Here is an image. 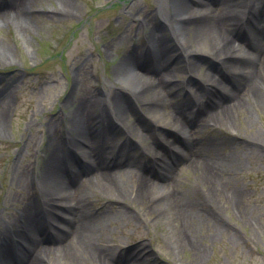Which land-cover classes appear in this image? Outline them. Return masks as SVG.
Listing matches in <instances>:
<instances>
[{"label":"rangeland","instance_id":"1","mask_svg":"<svg viewBox=\"0 0 264 264\" xmlns=\"http://www.w3.org/2000/svg\"><path fill=\"white\" fill-rule=\"evenodd\" d=\"M25 3L28 16L26 21L18 19L25 23V29H21L16 24L18 21L14 18L10 0H0V11H3L0 14V230L10 226L9 219L11 222L19 220L24 205L30 202L33 212L40 206L49 221H54L51 209L42 202L37 191L41 168L55 146L47 140V129L57 127L59 139L65 135L66 120L80 99L97 98L99 104H108L106 96L110 98L112 92H127L117 83L116 72L124 54L146 35L147 30L140 23L145 19L163 21L159 13L161 5L165 14L172 12L171 0H26ZM246 34L250 35L249 32ZM167 35L171 36L170 32ZM242 47L253 57L256 66L264 65V40L256 53L251 44L242 42ZM214 61L208 59L206 63L212 65ZM220 63L216 59L215 74L207 70V66L185 68L183 61L177 62V72L171 82L179 81L180 87L176 91L182 93H177L172 100L191 101L189 95L184 98L181 95L184 78L188 76L203 83V80L211 81L206 73H212V80L224 81L220 73L226 68ZM188 86L199 102H205L207 96L203 95L204 91H197L191 82ZM260 87L262 94L258 105L248 98V87L239 88L248 107L232 111L234 120H229V123L205 118L200 128H189L190 136L197 142L196 147H204L200 151L205 160L222 168L221 177L227 184L226 192L213 200V211L205 205L197 176L176 158L174 177L179 180V189L185 193V199L192 205L196 221L200 219L202 222L193 225L196 236L189 234L195 238L194 247H180L177 242L179 223L166 208H156L154 203L142 206L128 202L122 204L112 198H116V194L95 190L84 198L89 212L94 216L100 215L94 223V235H85L84 230L87 245L96 251L103 250L109 256L114 252L122 260L128 250V255L134 251L131 255L133 263L141 261L135 250L144 245L150 255L146 264H264V86L261 84ZM166 102L170 105L169 100ZM137 111L138 114L128 116L133 122L142 124L148 112L145 109ZM167 113L173 118L168 110ZM165 124L153 123L143 141L151 156L148 164L151 158L157 160L159 157L158 146L164 152L172 150L175 156L177 153L186 156L191 150L190 147L184 150L180 146L163 145L167 133L177 139L181 137L182 144L185 141V135L173 128L171 122ZM133 129L140 133L136 127ZM104 134V140L117 137L114 144L123 132L116 136ZM135 141L132 149L138 154L140 142L138 138ZM58 155L60 160L61 154ZM68 155L71 157L68 161L70 167L77 170L81 179L67 185L74 192L79 182H87L91 175L84 169L85 163L78 170L81 159L80 163L75 161L74 149L69 150ZM120 167L121 170L136 169V173L140 171L128 163ZM21 174H24L23 180L20 179ZM130 178L127 191L135 185V176L130 175ZM232 191L238 192V199L232 197ZM206 210L213 214L209 215ZM64 213L68 222L64 223L62 218L65 217L56 213L60 229L56 234L51 231L50 238L63 236V230L69 233L77 231L75 203L70 213L67 207ZM30 237H33L31 233ZM28 247L31 252H43L42 256L48 262L43 248L54 249L57 242L36 243ZM8 250L9 246L0 254ZM95 263L92 259L80 262Z\"/></svg>","mask_w":264,"mask_h":264},{"label":"bare ground","instance_id":"2","mask_svg":"<svg viewBox=\"0 0 264 264\" xmlns=\"http://www.w3.org/2000/svg\"><path fill=\"white\" fill-rule=\"evenodd\" d=\"M25 2L26 0H10L14 9V18L18 21L16 24H19L21 29H25V23L18 19L22 18L26 21L28 16ZM162 6L159 7V13H161L163 21L156 22L155 19H145L147 25L142 21L140 25L143 24L147 30L145 37L140 44L137 43L134 50L124 54L118 64L117 83L128 91L124 94L112 92L109 103L105 106H101L97 98H82L69 113L70 116L67 118L66 124L68 135L71 137L68 138L71 142V149H74L76 154L74 157L81 158L82 156L85 161L84 169L91 175L87 182H79L74 192L70 191L67 186L68 178L81 181L80 176L73 168H70L66 173L61 160L57 157L60 153V144L64 141L58 139L57 127L51 126L47 129V140L55 146L51 156L41 168L38 185L39 194L51 209L50 214L54 218V221L48 223L49 230L56 234V231L60 229V221L56 218V213L65 217V219L62 218L64 223L68 222L64 209L67 207L70 213L74 203L78 210L77 219L82 225L77 231L69 233L63 230L65 232L63 236H57L56 239L53 237L51 241L47 240L50 243L57 242V247L54 249L43 248L48 262L42 256L43 249L33 260L32 253L34 251L27 253L19 246H34L36 243L39 245L44 243L37 237L38 228L36 229L35 226L36 216L32 210V203H27L22 210L21 219L12 222L9 219L10 226L2 228L6 237L10 238L11 235H14L13 237L17 238L18 249L16 248L15 257L17 264H80L81 261L87 259H92L96 262L95 264H145L150 255L144 245L137 249L138 252L136 251L137 256H143L142 263L132 262L131 255L134 254V251L130 255H128L129 250L127 251L123 263L122 258L112 252L115 261L117 260L113 262L103 250L96 251L87 245L85 235H94V223L100 218V215L94 216L90 213L88 205L84 203V198L94 190L116 194L117 197L112 196V198L122 204L128 202L131 205L142 206L145 203H154L156 208H166L179 223L177 242L180 247L195 246V238L190 237L189 234L193 233L192 236H196L193 225H200L202 222L200 219L196 221L192 205L185 199V193L179 189V180L174 177V167L162 170L160 181L156 179L155 175L150 177V170L140 173L137 171L136 173L134 170L120 171L117 169L113 171L105 167L103 161L110 156L115 157L113 141L116 137L105 140L102 145H99L97 132L92 135L91 128L88 129L93 123L101 124L103 131L107 134L121 132L123 126L124 131L126 130L133 138H138L143 142L149 135V127L153 123H166L165 125H167L168 122H171L173 128L181 132L183 136L185 135L183 143L185 146L180 148L184 150L191 148L186 156L177 153L178 156L175 157L179 159L180 163L187 165L188 169H191V172L197 176V182L203 189L202 196L205 197V205L209 210H214L213 200L228 189L224 178L221 177L220 170L222 168H219L214 162L211 163L210 160H205L204 154L200 152V149L204 147H196L197 142L190 136L189 128H200V123H203L205 118L226 123H229V120H234L232 111L246 110L248 107V103L241 98L240 87H248L246 90L248 98L254 105H258L262 94L260 85L264 86V65L256 66L253 57L243 49L242 42L253 45L256 53L259 44L264 40L259 34V30L264 28V0H171L170 9L172 12L168 11L166 14ZM2 12L0 11V14ZM64 13L67 14V12ZM241 30L244 31L240 34ZM167 32H171L176 37L178 40L176 44L167 35ZM247 32L250 33L249 36L246 34ZM173 53L175 55L172 56ZM172 57L175 60L170 63ZM208 59L215 61L218 59L221 61L220 64L224 65L226 71L220 73V77L224 81L212 80L214 77L212 73H206L207 78L211 81L203 80L205 88L203 83H199L200 80L190 77L187 80L197 88V91L200 92V89L207 91L210 102H199L197 98L199 103L194 104V106L200 105L197 109L191 108L187 99L184 102H176L174 106L167 104V100L175 99L177 93H180V90L176 91V88L180 87L179 81L171 82V78L177 72L176 63L183 61L185 66L194 69L207 66V70L217 74V70L214 71L215 61L212 65H207ZM234 83L235 85H233ZM220 94H223L224 97H221ZM137 109H145L148 112V115L145 114L142 124L133 122L128 116L138 114ZM167 110L173 118L168 115ZM112 119L118 120L122 126L117 128ZM111 121L112 123H110ZM130 121H132L131 126L128 125ZM133 127L139 129L140 133H137ZM165 138L163 145L178 147L182 144L181 137L176 139L171 133H167ZM133 145L134 143L131 142L130 146ZM94 146L95 149H93ZM155 146L157 145L155 144ZM158 149V156L164 158L166 152L162 147L158 146ZM80 169L81 165L79 164L78 170L80 171ZM130 175L135 176V185L131 189L132 191H127ZM20 177L23 180L24 174H21ZM238 196L237 191H232L234 199H238L236 198ZM206 211L209 215L213 214ZM26 232L32 234L31 240L28 239L29 236ZM9 244L12 245L13 242ZM4 251L6 248L0 249V252ZM12 252L10 246L7 252L0 254V264H14Z\"/></svg>","mask_w":264,"mask_h":264}]
</instances>
